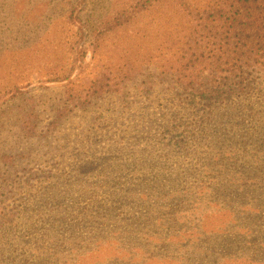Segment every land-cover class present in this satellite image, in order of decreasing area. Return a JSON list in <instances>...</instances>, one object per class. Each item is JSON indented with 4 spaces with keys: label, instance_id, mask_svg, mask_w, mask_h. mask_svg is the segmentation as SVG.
I'll use <instances>...</instances> for the list:
<instances>
[{
    "label": "trees",
    "instance_id": "16d2710c",
    "mask_svg": "<svg viewBox=\"0 0 264 264\" xmlns=\"http://www.w3.org/2000/svg\"><path fill=\"white\" fill-rule=\"evenodd\" d=\"M5 4L0 0V9ZM167 6L198 25L170 80L175 95L181 102L199 103L201 110L233 101L242 108L219 132L189 131L175 149L185 151L189 164L177 177L153 167L132 171L114 166L108 157L88 151L79 155L81 167L63 173L61 182L49 183L46 190L43 182L57 177L60 169H28L37 159L6 149L2 144L10 147L11 138L3 131L19 137V143L51 136L74 113L107 96L123 95L135 79L140 54L133 51L122 65L88 78L77 90L71 85L52 113L33 100L13 124L2 121L0 112V251L5 253L0 264H49L54 257L56 264H264V0H130L102 21L95 41L153 11L167 19L161 12ZM68 20L81 22L73 13ZM9 69L10 78L0 77V108L8 100L27 101L20 102L28 92L18 84V68ZM145 84L135 89L153 87L150 82L143 89ZM211 112L202 115L209 118ZM19 157L28 164L18 173L13 168ZM106 172L133 180L115 186L111 179L92 176ZM22 210L30 213L26 224L17 220ZM46 242L59 248L51 253L38 248Z\"/></svg>",
    "mask_w": 264,
    "mask_h": 264
},
{
    "label": "rangeland",
    "instance_id": "374dc122",
    "mask_svg": "<svg viewBox=\"0 0 264 264\" xmlns=\"http://www.w3.org/2000/svg\"><path fill=\"white\" fill-rule=\"evenodd\" d=\"M129 1L6 0L5 6L0 9V77L10 78L9 68H18L14 71L18 84L26 87L28 92L20 101L27 99L23 105L8 100L0 108L3 114L1 120L10 124L30 100L43 103L44 108L52 113L53 109L59 108L52 105L59 103L60 97L71 85L77 90L86 84L88 78L92 80L100 73L122 65L126 62V55L133 54V51L140 54L136 59L135 79L129 82L130 86L123 95L107 96L91 109L74 113L51 136L40 142L29 140L19 143L15 141L19 137L3 131L2 136L11 138L10 147L2 144L6 149L14 153L23 152V155L28 153L37 159V164L28 169H43L42 172L54 170V166L60 169L57 177L43 182V190L49 183L61 182L63 173L81 167L83 161L79 155L88 151L97 157H108L114 166L132 171L153 167L176 172L173 177H177L189 164L185 151L179 153L175 149L183 145L182 140L189 136V131L219 132L222 123L242 108L233 101L228 107L214 104L203 106L201 110L199 103L190 100L181 102L175 95L170 80L176 76L178 60L189 34L198 25L183 17L174 6L161 8L162 15L167 19L153 11L129 28L95 41V32L102 21L114 17ZM215 1L198 0L202 4ZM72 13L81 22L74 25L68 22ZM168 45H171V50ZM130 47L134 50L127 51ZM150 82L153 83L150 89L143 92L135 89L143 83H146L143 89L145 86L148 88ZM208 110L213 111L209 118L202 115ZM46 114L44 118L50 119ZM183 115H186L185 118ZM186 117L198 120L192 122ZM13 130L21 131L17 126ZM117 157L120 160H116ZM18 159L20 162L13 170L19 173L28 161L21 162V157ZM113 174L106 172L103 176H92L94 179H111L115 186L119 183L129 185V181L133 180L126 177L120 179L123 175L119 174L113 177ZM19 200L22 206L26 205L27 200ZM29 217L30 213L22 210L17 220L26 224ZM37 246L41 250H50V253L59 248L56 243L48 242ZM4 254L0 251V260ZM57 262V257L47 260L49 264ZM34 263L35 260L30 262ZM74 264H78L77 261Z\"/></svg>",
    "mask_w": 264,
    "mask_h": 264
}]
</instances>
